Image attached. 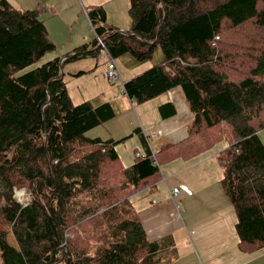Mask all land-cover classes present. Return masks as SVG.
Wrapping results in <instances>:
<instances>
[{
    "label": "trees",
    "instance_id": "1",
    "mask_svg": "<svg viewBox=\"0 0 264 264\" xmlns=\"http://www.w3.org/2000/svg\"><path fill=\"white\" fill-rule=\"evenodd\" d=\"M45 9L0 0V264H164L130 196L155 187L161 163L221 141L220 185L238 246L264 249V0H129L125 33L92 6V41L23 71L55 49ZM243 27L253 28L235 33ZM101 49L129 69L152 61L122 82L136 103L182 89L192 114L184 139L152 151L135 128L144 152L124 166L115 144L125 138L85 135L121 108L102 95L74 104L61 68ZM158 109L163 119L176 112L171 102ZM15 187L29 190L28 204L13 197Z\"/></svg>",
    "mask_w": 264,
    "mask_h": 264
},
{
    "label": "crops",
    "instance_id": "2",
    "mask_svg": "<svg viewBox=\"0 0 264 264\" xmlns=\"http://www.w3.org/2000/svg\"><path fill=\"white\" fill-rule=\"evenodd\" d=\"M88 2L97 3L95 0ZM178 87L142 103L130 100L123 89L121 95L103 98L116 102L122 113L135 110L137 126L129 136L135 134L141 141L140 135L134 132L138 128L142 136H146L149 148L156 151L164 144L178 142L187 136L192 114ZM166 102H171L176 112L163 119L158 107ZM109 135L108 138L114 140L126 139L115 132ZM215 145L192 158L177 157L161 163L155 187H144L130 196L147 239L162 243L164 264H264V249L248 252L238 246L235 211L220 185L222 166L218 155L227 143L221 141ZM179 185L186 186L191 193L181 191L174 196L171 190ZM176 200H180L182 206L177 205ZM165 211L171 213V219L165 216Z\"/></svg>",
    "mask_w": 264,
    "mask_h": 264
},
{
    "label": "rangeland",
    "instance_id": "3",
    "mask_svg": "<svg viewBox=\"0 0 264 264\" xmlns=\"http://www.w3.org/2000/svg\"><path fill=\"white\" fill-rule=\"evenodd\" d=\"M8 1L13 7L24 9L33 8L38 3H42L46 9L40 14V18L43 20L47 28L49 39L55 45L54 50L46 52L39 60L25 68L23 71L39 66L43 62L51 60L57 56L63 58L66 53L70 52L75 47L92 41L95 37V33L85 10L94 5L103 6L107 15L106 22L108 24L118 27L119 30L122 31H126L131 27V19L128 14L129 0H95L97 2L96 4L89 3L88 0ZM251 28L253 27L248 29L243 27L242 29L235 30V33L247 34L248 31L252 30ZM237 40L241 39L237 38ZM157 56L158 55L155 54L154 59H156ZM107 58H109V55L105 51L102 52L101 49V52L97 55L78 58L67 62L62 66V70L65 72L63 81L65 82L68 94L74 104L80 103L84 100L93 99L100 95L109 99L115 95L122 94V86L119 81L112 84L102 76V69L105 67ZM114 62L118 72L122 74L121 80L123 79L126 81L151 66V63H142L136 68L129 69L122 59L116 58L114 59ZM79 71L83 72L77 74ZM177 89L180 91L179 87ZM180 114L182 115V113ZM135 115V110L133 109H131V112H119L109 122L97 125L86 131L85 135L89 138L100 137L102 139H107L111 132L112 134L115 132L118 136H126L124 141L117 144L118 147H116V151L122 164L129 166L133 163L137 153L144 152V146L139 137L135 134L129 136L133 128L137 126ZM131 122H133V126H131ZM258 136L264 144V128L258 131ZM19 188H24L29 191L25 187ZM176 202L177 205L182 206L180 200H176ZM158 213H162L163 215L162 211H159ZM164 214L168 219H171L169 218L171 215L169 211H165ZM162 223L163 222L160 224ZM171 224L172 222L169 223V225ZM159 228L163 230V227L159 226ZM262 261H264V259Z\"/></svg>",
    "mask_w": 264,
    "mask_h": 264
},
{
    "label": "built area",
    "instance_id": "4",
    "mask_svg": "<svg viewBox=\"0 0 264 264\" xmlns=\"http://www.w3.org/2000/svg\"><path fill=\"white\" fill-rule=\"evenodd\" d=\"M102 43V42H100ZM102 76L110 81L112 84L119 81L122 84L120 73L117 70L114 59L109 57L106 60L105 67L102 69ZM153 135V134H152ZM139 155V153H137ZM181 191L190 194L191 191L184 185H179L177 187H173L171 192L174 196H176ZM13 197L22 205L28 204L30 200V192L24 188H14Z\"/></svg>",
    "mask_w": 264,
    "mask_h": 264
},
{
    "label": "water",
    "instance_id": "5",
    "mask_svg": "<svg viewBox=\"0 0 264 264\" xmlns=\"http://www.w3.org/2000/svg\"><path fill=\"white\" fill-rule=\"evenodd\" d=\"M121 31V30H120ZM121 32H124L125 33V31H121ZM63 73V70H62V68H61V74Z\"/></svg>",
    "mask_w": 264,
    "mask_h": 264
}]
</instances>
